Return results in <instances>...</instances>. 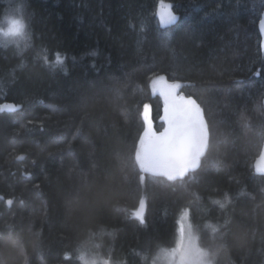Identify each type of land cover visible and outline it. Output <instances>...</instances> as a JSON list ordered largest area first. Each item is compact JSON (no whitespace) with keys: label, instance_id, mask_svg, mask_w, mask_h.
<instances>
[{"label":"trees","instance_id":"trees-1","mask_svg":"<svg viewBox=\"0 0 264 264\" xmlns=\"http://www.w3.org/2000/svg\"><path fill=\"white\" fill-rule=\"evenodd\" d=\"M164 2L179 14L165 29L159 0H0V23L19 7L30 37L0 44V104L20 105L0 111V264H150L184 210L212 264H264V0ZM160 76L209 131L174 181L133 165L143 104L163 128Z\"/></svg>","mask_w":264,"mask_h":264},{"label":"snow or ice","instance_id":"snow-or-ice-1","mask_svg":"<svg viewBox=\"0 0 264 264\" xmlns=\"http://www.w3.org/2000/svg\"><path fill=\"white\" fill-rule=\"evenodd\" d=\"M173 3H165L159 0L155 16L158 18L162 27L173 25L178 17L173 11ZM10 24H18L16 32L23 34V25L18 21L10 20ZM264 27V21H262ZM7 34V33H6ZM30 37L27 35L26 40ZM63 59L57 54L54 65H62ZM183 85L177 81L169 83L167 79L160 76L151 81L153 94L158 93L163 97L164 101V119L168 127L159 134L153 131V121L151 116V105L143 104V110L140 113L144 124L143 134L139 136L138 147L134 150L133 165L143 173L164 176L169 181L183 179L185 175L197 169L201 164V158L205 155L209 143L208 125L204 118V110L200 103L192 96L179 94L178 90ZM4 108L14 107L13 105H4ZM17 159H23L18 156ZM264 153L257 162L256 170L264 172ZM143 178V177H142ZM227 197L225 202L219 203L224 207L228 203ZM11 204V201H8ZM145 202L140 201L138 209L133 215L138 218L141 223L143 220V210ZM213 233L218 229L209 225ZM165 257H175L179 255L182 264H212L210 254L201 249L198 245V238L193 235L192 227L189 224L185 229L181 222L178 227V238L176 247L169 250H162ZM81 260L85 264H95V261H87L81 255Z\"/></svg>","mask_w":264,"mask_h":264},{"label":"clouds","instance_id":"clouds-1","mask_svg":"<svg viewBox=\"0 0 264 264\" xmlns=\"http://www.w3.org/2000/svg\"><path fill=\"white\" fill-rule=\"evenodd\" d=\"M10 20L18 21L23 25V34L16 32V29L19 27V25L10 24ZM26 28L27 26L23 18L22 9L19 7L13 9L8 15L3 18V22L0 23V44L20 45L24 43L28 35Z\"/></svg>","mask_w":264,"mask_h":264},{"label":"water","instance_id":"water-1","mask_svg":"<svg viewBox=\"0 0 264 264\" xmlns=\"http://www.w3.org/2000/svg\"><path fill=\"white\" fill-rule=\"evenodd\" d=\"M165 3H170V2H165ZM156 9H157V8H156ZM155 11H156V10H155ZM173 11H174V13L176 14V16H177L178 19H179V14L174 10V8H173ZM155 17H156V16H155ZM156 19H157V21H158L159 27H160V28H163V29H165V28H169V27L173 26V25L178 21V19H177V21H176L173 25L168 26V27H162V26L160 25L159 20H158L157 17H156ZM262 21H264V8H263V10H262V12H261V16H260V19H259V22H258V30H259V34H260V45H261V48H262L263 51H264V27H262ZM167 81H168V80H167ZM168 82H169V83H172V81H168ZM178 93H179V94H183V95H185V96H189V95L184 94V93L181 91V89L178 90ZM160 97H161V100H162V103H163L162 114H161V121L163 122V128H162L160 131L156 132L157 134L163 132V131L165 130V128L168 127L167 122H166L164 119H162V117L164 116V111H163V108H164V101H163V97H162V96H160ZM4 105H13L14 107L4 108V107H3ZM19 108H20V105H19V104H15V103H13V102H3V103L0 104V111H15V110H17V109H19ZM202 109H203V108H202ZM204 118H205V116H204ZM205 120H206V119H205ZM262 153H264V146H263L262 151L260 152V154L258 155V157H257V158L255 159V161H254V169H255V170H256L257 162H258V160H260V157H261ZM262 164H264V162H262ZM256 172H258V171L256 170ZM258 173L264 174V172H258Z\"/></svg>","mask_w":264,"mask_h":264},{"label":"rangeland","instance_id":"rangeland-1","mask_svg":"<svg viewBox=\"0 0 264 264\" xmlns=\"http://www.w3.org/2000/svg\"><path fill=\"white\" fill-rule=\"evenodd\" d=\"M158 78V77H157ZM184 93V92H183ZM185 94V93H184ZM153 131H155V129H154V123H153ZM156 132V131H155ZM145 174H148V173H145ZM149 175H152V174H149ZM144 201V200H143ZM182 214H184V215H182ZM182 215V216H181ZM181 218L183 219L182 220V223L184 224V226H185V229H187V226L190 224V219H189V216H188V210H184L181 214H180V216H179V224L181 223ZM191 225V224H190ZM178 227H179V225H178ZM192 232H193V235L195 236V237H197V235L194 233V231H193V229H192ZM198 245H199V243H198ZM176 247V243L172 246V247H170V248H168L167 250H171V249H173V248H175ZM199 247L201 248V249H203L200 245H199ZM204 250V249H203ZM206 251V250H205ZM150 264H182V262H181V260H180V257H179V255H176L175 257H172V256H168V257H165L164 255H163V253H161L160 255H157L156 257H155V259L152 261V262H150Z\"/></svg>","mask_w":264,"mask_h":264},{"label":"bare ground","instance_id":"bare-ground-1","mask_svg":"<svg viewBox=\"0 0 264 264\" xmlns=\"http://www.w3.org/2000/svg\"><path fill=\"white\" fill-rule=\"evenodd\" d=\"M208 133H209V131H208ZM262 151V150H261ZM258 157V156H257ZM196 170V169H195Z\"/></svg>","mask_w":264,"mask_h":264}]
</instances>
